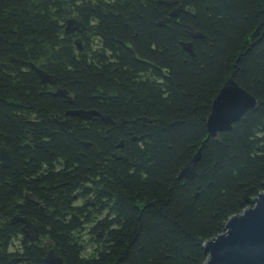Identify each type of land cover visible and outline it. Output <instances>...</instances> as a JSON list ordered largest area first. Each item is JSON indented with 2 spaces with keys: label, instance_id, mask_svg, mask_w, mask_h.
Segmentation results:
<instances>
[{
  "label": "trees",
  "instance_id": "obj_1",
  "mask_svg": "<svg viewBox=\"0 0 264 264\" xmlns=\"http://www.w3.org/2000/svg\"><path fill=\"white\" fill-rule=\"evenodd\" d=\"M106 1L0 0V147L14 157L0 165V215L23 190L43 200L62 264H203V244L264 192V0H193L194 16L178 18L171 0ZM71 18L85 28L81 53L64 34ZM231 77L257 105L211 137V103ZM72 111L111 123L62 130ZM197 153L194 177H180ZM85 225L97 245L87 260ZM15 229L0 225V264H14ZM25 257L46 264L35 249Z\"/></svg>",
  "mask_w": 264,
  "mask_h": 264
},
{
  "label": "water",
  "instance_id": "obj_2",
  "mask_svg": "<svg viewBox=\"0 0 264 264\" xmlns=\"http://www.w3.org/2000/svg\"><path fill=\"white\" fill-rule=\"evenodd\" d=\"M189 1L191 0H182L180 8L174 10L171 16H176L180 11L194 16L190 9L184 10ZM186 30L192 39L202 38L201 34L194 32L191 28L187 27ZM84 31L85 28L75 19L71 18L65 22L64 34L66 36L82 34ZM74 46L78 52H82L79 38L74 40ZM182 47L187 53L193 55L191 43L183 44ZM136 59L139 60L137 56ZM34 70L41 83L56 85L53 77L39 69L34 68ZM66 95L65 90L57 89L52 96L66 97ZM256 105V100L239 87L232 77L227 79L211 103L210 114L205 124L207 134L216 137L218 133L229 131L247 110L255 108ZM68 115L86 121L93 116H99L94 111H74ZM99 117L104 122L111 123L106 116ZM144 123L150 124L151 122L144 120ZM57 124L62 130L67 129L66 123L57 122ZM198 159L199 154L197 153L180 172V177L192 179ZM0 165L3 168L14 165L13 154L5 145L0 147ZM203 249L207 254L203 264H264V192L259 193L252 200L251 207L242 209L240 213L228 218L224 224L223 233L206 241ZM45 262L46 264H62L61 259L53 253L47 256Z\"/></svg>",
  "mask_w": 264,
  "mask_h": 264
},
{
  "label": "flooded vegetation",
  "instance_id": "obj_3",
  "mask_svg": "<svg viewBox=\"0 0 264 264\" xmlns=\"http://www.w3.org/2000/svg\"><path fill=\"white\" fill-rule=\"evenodd\" d=\"M193 0L189 1L188 4L184 7V10L190 9V4ZM88 1H85L87 3ZM123 0H107L106 3L111 6H120V3H122ZM168 2V3H167ZM166 6H168V13H170L173 9H179L182 5V0H171L166 1ZM191 10V9H190ZM110 15H115L114 12L109 11ZM181 14H186L183 11L178 12L176 17L178 18ZM107 15V11L104 12V16ZM189 15V14H188ZM125 24L128 23L127 20H125ZM168 23V22H167ZM85 33V31L82 34H76L73 35L76 38L79 36H82ZM81 53V52H80ZM74 112V111H72ZM77 119L75 116H69L68 113L64 116V118L59 123H66L68 126L67 129H70L72 127V122L74 119ZM80 119V118H78ZM92 119V118H91ZM88 120L87 122L91 121ZM82 121V119H80ZM65 128V126H64ZM14 166V165H13ZM75 199V206H82L81 203H77L80 200H76V196L72 197ZM27 202V203H26ZM28 203L33 204L36 206V210L38 211V214L34 215H28V211L31 209L33 210V207L29 206ZM43 200H36L35 197L26 191H22L20 197H16L15 200H13L12 203L9 205V214L7 216H1L0 215V225L4 226L5 221L8 223V225L15 226L14 234H18L15 236H18L20 238V250L16 252H8L6 250V255L10 256L11 262L14 264H28L27 258L25 257L27 252L30 249H35L40 253L41 259L43 263L45 262V259L50 253H53L56 255L55 251V244L49 239L46 231H48V228L42 227V224L40 222L39 217H44V207H43ZM11 233V234H13ZM9 235L13 236V235ZM8 237V238H9ZM1 245V244H0ZM1 253V251H0ZM57 256V255H56Z\"/></svg>",
  "mask_w": 264,
  "mask_h": 264
},
{
  "label": "clouds",
  "instance_id": "obj_4",
  "mask_svg": "<svg viewBox=\"0 0 264 264\" xmlns=\"http://www.w3.org/2000/svg\"><path fill=\"white\" fill-rule=\"evenodd\" d=\"M257 135H264V133H257ZM45 167H46V165H45ZM77 203H83V201H78ZM90 227H91V225H85L84 231L82 233H80V241L79 242H80L82 249H83L81 256L85 260L90 259L96 255L97 245L95 243H89V241L91 240V237L88 234ZM113 227H115V225ZM6 250L8 252L19 251L20 250V238L18 236H10L8 244L6 246Z\"/></svg>",
  "mask_w": 264,
  "mask_h": 264
}]
</instances>
